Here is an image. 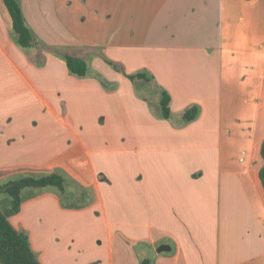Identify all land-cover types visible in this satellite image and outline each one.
<instances>
[{
    "label": "crops",
    "instance_id": "crops-1",
    "mask_svg": "<svg viewBox=\"0 0 264 264\" xmlns=\"http://www.w3.org/2000/svg\"><path fill=\"white\" fill-rule=\"evenodd\" d=\"M20 3L39 43L0 0V186L65 176L9 215L42 264H264V0Z\"/></svg>",
    "mask_w": 264,
    "mask_h": 264
},
{
    "label": "trees",
    "instance_id": "trees-1",
    "mask_svg": "<svg viewBox=\"0 0 264 264\" xmlns=\"http://www.w3.org/2000/svg\"><path fill=\"white\" fill-rule=\"evenodd\" d=\"M13 20V29L17 35L18 42L24 47H30L39 43L33 30L27 24L20 0H4ZM67 66L71 73L78 76H85L88 72L86 60L70 54H64ZM131 79L141 78L150 80L144 72L129 75ZM165 117L171 114L170 96L164 92L160 101ZM196 108L187 111L184 116L186 119H193L196 116ZM261 155L264 159V141L262 144ZM260 178L264 189V165L260 170ZM4 186H8L6 192L11 196V208L6 213L0 208V264H42L37 256L30 237L27 232L17 229L11 222L9 215L20 211L22 196L21 191L26 187L41 188L53 186L60 191H65L66 179L60 172H52L39 176L29 175L20 177ZM141 264H152L151 259L145 258Z\"/></svg>",
    "mask_w": 264,
    "mask_h": 264
},
{
    "label": "rangeland",
    "instance_id": "rangeland-1",
    "mask_svg": "<svg viewBox=\"0 0 264 264\" xmlns=\"http://www.w3.org/2000/svg\"><path fill=\"white\" fill-rule=\"evenodd\" d=\"M40 175H42V174H40ZM34 176H36V175H34ZM10 199H11V196L6 191L0 192V206L2 208H6L8 206V204H9L8 202ZM83 202H85V205L92 202V198H90L89 194H85L84 198L82 200H79L78 198L76 199V203L78 205H81V203H83ZM91 204H88V205H91ZM89 221L94 222V219L92 216L86 215L85 219H84V224H85L84 229H82L83 232L85 233V235H84L85 237H83V239L85 238L84 242H87V243L92 242V245H94L95 243L100 242V240H104V238H106L105 237V231L96 229L95 227L93 229L89 228L88 224L91 223ZM105 246H106V244H104L103 247H105ZM155 254H157V253H154L153 255H155Z\"/></svg>",
    "mask_w": 264,
    "mask_h": 264
},
{
    "label": "water",
    "instance_id": "water-1",
    "mask_svg": "<svg viewBox=\"0 0 264 264\" xmlns=\"http://www.w3.org/2000/svg\"><path fill=\"white\" fill-rule=\"evenodd\" d=\"M7 188H8V186H0V192H1V191H6ZM166 249H167V250L170 249V246L164 244V245H161V246L158 248L159 251H163V250H166Z\"/></svg>",
    "mask_w": 264,
    "mask_h": 264
}]
</instances>
